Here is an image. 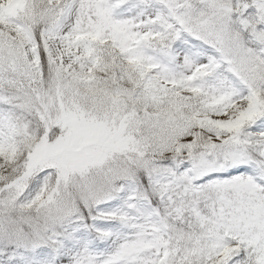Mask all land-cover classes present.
Returning <instances> with one entry per match:
<instances>
[{
  "label": "snow or ice",
  "instance_id": "obj_1",
  "mask_svg": "<svg viewBox=\"0 0 264 264\" xmlns=\"http://www.w3.org/2000/svg\"><path fill=\"white\" fill-rule=\"evenodd\" d=\"M0 264H264V0H0Z\"/></svg>",
  "mask_w": 264,
  "mask_h": 264
}]
</instances>
